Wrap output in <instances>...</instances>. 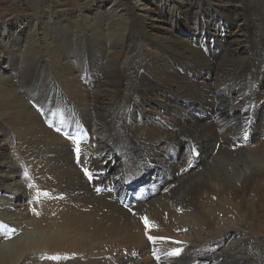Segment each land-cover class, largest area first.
<instances>
[{
    "label": "bare ground",
    "instance_id": "obj_1",
    "mask_svg": "<svg viewBox=\"0 0 264 264\" xmlns=\"http://www.w3.org/2000/svg\"><path fill=\"white\" fill-rule=\"evenodd\" d=\"M25 1L0 8V264H264V0ZM170 1L235 38L170 39Z\"/></svg>",
    "mask_w": 264,
    "mask_h": 264
},
{
    "label": "rangeland",
    "instance_id": "obj_2",
    "mask_svg": "<svg viewBox=\"0 0 264 264\" xmlns=\"http://www.w3.org/2000/svg\"><path fill=\"white\" fill-rule=\"evenodd\" d=\"M14 1H18V7H17V11H21L24 12L27 9V1L25 0H0V8H6L8 7L7 5L12 4ZM198 1V0H197ZM64 2H68L67 0H64ZM109 1H106L104 3L105 7L107 6ZM166 3V2H165ZM203 4V7H202ZM202 4H198L201 7L198 9V14L195 17L194 20H192V15L191 12H195L196 9L190 5L187 6L186 4L183 5V7L188 8L187 11H184L187 14V18L189 19L188 22L185 18L186 15H184L183 13H179V12H174L175 8L174 6H176L173 2H168L164 5V7L158 8L159 9V13L157 12L156 17L160 16V17H170V15L172 14L173 16V22L171 27L167 24L164 23L162 21H157L156 26L158 27H164V29H167V34H164L169 37L170 39L172 38H178L180 40H184L187 42H193L195 43V41H197L198 45L201 46V48H203L204 50H206L208 47L213 49L216 48L215 47V39L223 41V43L228 42L231 39L235 38V35L233 34L234 31L237 28V25L239 24V21L236 20L234 23H229L226 19L223 18V15L221 14L220 10L214 6H210L206 1L205 3L202 2ZM161 5V4H160ZM25 8V9H24ZM19 9V10H18ZM23 9V10H22ZM220 12V13H219ZM218 16V17H217ZM9 22L12 23V28H19L20 24H21V19H17L15 17H11L9 18ZM103 25V24H102ZM88 31V30H87ZM153 32H156L157 34H160L159 31L152 29ZM89 33V31H88ZM57 34V33H56ZM58 35V34H57ZM193 39V40H192ZM82 40H84L85 42H82ZM77 43H79V45L75 48L76 51H83L87 53V56L82 57L83 60H87V62L89 64H91L93 58H96L99 55V51H101V48L99 49V46L96 45L95 40L93 38H90L89 36H80V38L78 39ZM90 48V49H89ZM217 50V48H216ZM241 58V57H240ZM3 63V62H2ZM1 63V64H2ZM3 71H7V68H2ZM262 81H261V88H264V75H262ZM180 105L184 104V105H189L191 106L190 101L185 100V99H180L179 100ZM153 108H156L160 111V114L164 117H168L171 114L172 109L171 108H162L161 106H158L156 103L152 104ZM250 135V132L248 133L247 136ZM246 136V137H247ZM248 138V137H247ZM178 149H170V153L175 154V152ZM116 151L119 153V150L116 149ZM113 155V154H112ZM113 156H111L110 162L113 161L115 162V159H112ZM156 165L155 164H147L145 167L146 171H151V172H157L156 171ZM129 170V169H128ZM128 170H124V174H126V172ZM154 173V174H155ZM149 174V173H148ZM139 178L138 176L136 177V180L134 183H130L129 181L131 179H133L132 176H129L127 179L125 178V182L123 183V188H129L130 186H135L134 188H132L133 190L137 189L136 191H145V190H149V188L152 185H156V183H154L152 181V183L149 184H144L141 185L140 180L141 179H137ZM150 182V180H147ZM146 181V182H147ZM121 192V191H120ZM153 193V195L151 196L150 194ZM149 193V195L145 198L142 199V203H146V199L148 197H155V192H151ZM122 195V192H121ZM123 197V195H122ZM129 211V210H126Z\"/></svg>",
    "mask_w": 264,
    "mask_h": 264
},
{
    "label": "snow or ice",
    "instance_id": "obj_3",
    "mask_svg": "<svg viewBox=\"0 0 264 264\" xmlns=\"http://www.w3.org/2000/svg\"><path fill=\"white\" fill-rule=\"evenodd\" d=\"M78 150V149H77ZM146 227H147V222H146ZM14 231V230H13ZM149 239H151V237L149 238ZM173 255H175V254H177V253H172Z\"/></svg>",
    "mask_w": 264,
    "mask_h": 264
},
{
    "label": "trees",
    "instance_id": "obj_4",
    "mask_svg": "<svg viewBox=\"0 0 264 264\" xmlns=\"http://www.w3.org/2000/svg\"><path fill=\"white\" fill-rule=\"evenodd\" d=\"M118 198H120L119 196H117Z\"/></svg>",
    "mask_w": 264,
    "mask_h": 264
}]
</instances>
